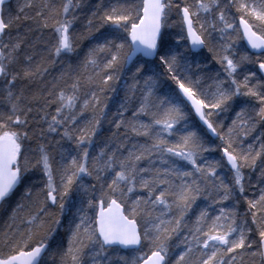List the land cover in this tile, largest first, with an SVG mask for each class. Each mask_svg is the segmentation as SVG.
Instances as JSON below:
<instances>
[{
  "label": "snow or ice",
  "instance_id": "1",
  "mask_svg": "<svg viewBox=\"0 0 264 264\" xmlns=\"http://www.w3.org/2000/svg\"><path fill=\"white\" fill-rule=\"evenodd\" d=\"M0 264H264V0H0Z\"/></svg>",
  "mask_w": 264,
  "mask_h": 264
},
{
  "label": "trees",
  "instance_id": "2",
  "mask_svg": "<svg viewBox=\"0 0 264 264\" xmlns=\"http://www.w3.org/2000/svg\"><path fill=\"white\" fill-rule=\"evenodd\" d=\"M87 43H88L87 40L83 41V45H84V46H86ZM53 71H55V69H53ZM118 90H119V89H118ZM109 104H110V107H112L113 110H114V104H113V102H112L111 100L109 101ZM105 128H107V125H105ZM105 134H107V133H105Z\"/></svg>",
  "mask_w": 264,
  "mask_h": 264
}]
</instances>
